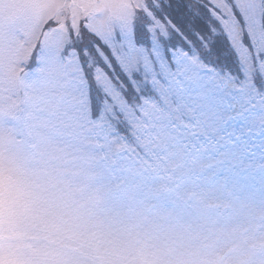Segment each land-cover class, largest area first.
<instances>
[{
	"label": "snow or ice",
	"instance_id": "6c2138e0",
	"mask_svg": "<svg viewBox=\"0 0 264 264\" xmlns=\"http://www.w3.org/2000/svg\"><path fill=\"white\" fill-rule=\"evenodd\" d=\"M21 192L87 197L134 253L113 264H264V0H0V196ZM15 239L4 264H92Z\"/></svg>",
	"mask_w": 264,
	"mask_h": 264
},
{
	"label": "clouds",
	"instance_id": "9594fccd",
	"mask_svg": "<svg viewBox=\"0 0 264 264\" xmlns=\"http://www.w3.org/2000/svg\"><path fill=\"white\" fill-rule=\"evenodd\" d=\"M86 199L77 195L65 200L58 192L0 196V228L14 233L17 246L38 261L58 252L82 251L88 253L92 264H113L121 257L134 259L132 250L120 247L106 229L87 217ZM0 264H4L2 259Z\"/></svg>",
	"mask_w": 264,
	"mask_h": 264
}]
</instances>
